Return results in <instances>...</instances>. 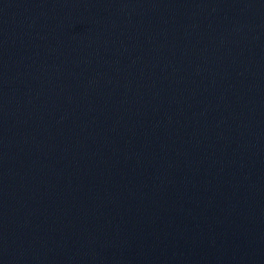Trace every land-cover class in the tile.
Masks as SVG:
<instances>
[{
    "label": "water",
    "instance_id": "1",
    "mask_svg": "<svg viewBox=\"0 0 264 264\" xmlns=\"http://www.w3.org/2000/svg\"><path fill=\"white\" fill-rule=\"evenodd\" d=\"M0 264H264V0H0Z\"/></svg>",
    "mask_w": 264,
    "mask_h": 264
}]
</instances>
